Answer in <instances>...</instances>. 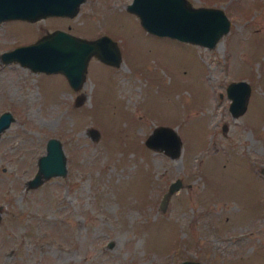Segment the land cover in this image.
Returning a JSON list of instances; mask_svg holds the SVG:
<instances>
[{"label": "rangeland", "instance_id": "374dc122", "mask_svg": "<svg viewBox=\"0 0 264 264\" xmlns=\"http://www.w3.org/2000/svg\"><path fill=\"white\" fill-rule=\"evenodd\" d=\"M128 1L0 20V52L62 27L107 33L120 53L90 54L77 88L0 59V111L13 115L0 130V264H174L205 246L217 264H264V0H189L227 14L212 46L147 31ZM239 78L250 90L232 115L225 85ZM156 124L175 128V155L144 143ZM49 135L66 171L27 186Z\"/></svg>", "mask_w": 264, "mask_h": 264}, {"label": "water", "instance_id": "95a60500", "mask_svg": "<svg viewBox=\"0 0 264 264\" xmlns=\"http://www.w3.org/2000/svg\"><path fill=\"white\" fill-rule=\"evenodd\" d=\"M82 0H0V20L9 17L35 19L43 15H73ZM126 8L134 12L142 26L150 32L165 34L178 39L189 40L201 45L212 46L228 29L229 18L218 5L192 4L189 0H129ZM94 54L101 60L117 64L120 53L116 40L107 33L93 37L83 36L62 27H55L37 36L30 42L21 43L1 50L2 61L16 60L37 70H59L68 83L77 88L84 78L87 60ZM250 85L246 79H230L225 92L230 98L228 109L232 115L242 112L246 106ZM82 96H75V103ZM13 115L9 109L0 111V130L6 127ZM222 123V129H224ZM96 130L91 129L94 135ZM144 143L159 147L169 155H175L180 148V138L172 126L156 124L144 138ZM33 174L25 181L34 186L44 178L63 174L66 171L65 155L60 139L49 135L45 140V150L37 157ZM181 184V178H172L159 199L163 207L169 193ZM111 240H107L109 245ZM174 264H203L197 259H181Z\"/></svg>", "mask_w": 264, "mask_h": 264}, {"label": "flooded vegetation", "instance_id": "af4514ba", "mask_svg": "<svg viewBox=\"0 0 264 264\" xmlns=\"http://www.w3.org/2000/svg\"><path fill=\"white\" fill-rule=\"evenodd\" d=\"M211 247L205 246V248L201 247V248H195V249H188V247H187L189 254L183 255V257L181 259H184V258H186V259H197V260L201 261L203 264H217L218 260H210L209 259V258H214V257L216 258V255H217L216 252H218L217 249L214 250L213 246H211ZM210 248L212 249V251L214 253L212 255L207 254L209 252V250H211Z\"/></svg>", "mask_w": 264, "mask_h": 264}]
</instances>
